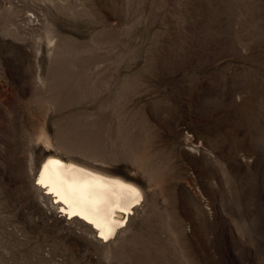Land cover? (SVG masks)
Returning a JSON list of instances; mask_svg holds the SVG:
<instances>
[{"label":"rangeland","instance_id":"obj_1","mask_svg":"<svg viewBox=\"0 0 264 264\" xmlns=\"http://www.w3.org/2000/svg\"><path fill=\"white\" fill-rule=\"evenodd\" d=\"M49 152L141 187L115 237L45 218ZM0 264H264V0H0Z\"/></svg>","mask_w":264,"mask_h":264},{"label":"bare ground","instance_id":"obj_2","mask_svg":"<svg viewBox=\"0 0 264 264\" xmlns=\"http://www.w3.org/2000/svg\"><path fill=\"white\" fill-rule=\"evenodd\" d=\"M63 157L49 152L29 171L34 173V188L49 199L42 213L55 223H76L100 242H107L127 225L141 203V187L120 175Z\"/></svg>","mask_w":264,"mask_h":264}]
</instances>
